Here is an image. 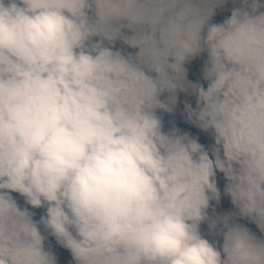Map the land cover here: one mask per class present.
Returning <instances> with one entry per match:
<instances>
[{
	"label": "clouds",
	"instance_id": "clouds-1",
	"mask_svg": "<svg viewBox=\"0 0 264 264\" xmlns=\"http://www.w3.org/2000/svg\"><path fill=\"white\" fill-rule=\"evenodd\" d=\"M0 264H264V0H0Z\"/></svg>",
	"mask_w": 264,
	"mask_h": 264
}]
</instances>
